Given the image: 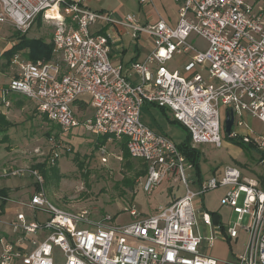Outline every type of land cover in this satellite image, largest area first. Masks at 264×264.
<instances>
[{
    "label": "built area",
    "instance_id": "1",
    "mask_svg": "<svg viewBox=\"0 0 264 264\" xmlns=\"http://www.w3.org/2000/svg\"><path fill=\"white\" fill-rule=\"evenodd\" d=\"M173 1L177 19L172 25L161 17L141 24L130 13L114 18L80 0H0V24L20 34L38 19L54 25L49 59L32 61L18 52L10 57L12 76L0 85V106L9 108L13 95L24 97L64 132L81 126L88 134L124 143L129 156L146 165L141 185L147 194L170 178L184 189L148 215L131 206L132 221L120 225L109 216L95 220L85 209L69 211L50 202L36 169L3 170V176L29 172L35 181L29 200L21 202L26 210H12L2 219L6 211L0 209V264H264L261 182L230 165L193 178L194 166L178 145L140 118L144 104L160 106L185 127L192 147H220L225 114L231 111L228 138L253 145L264 164V131H253L246 120L249 116L264 125L261 10L251 0ZM121 30L133 40L139 33L152 38L144 59L113 63L111 43L120 39ZM194 36L204 45L194 43ZM177 56L181 70L169 69L166 64ZM104 144L102 161L108 154ZM217 187L224 189L220 204L236 213L232 224L214 221L198 209L201 201L195 202ZM196 212L214 228V237L195 231ZM239 231L246 234L240 252H230L228 259L203 254L204 245L218 238L236 241Z\"/></svg>",
    "mask_w": 264,
    "mask_h": 264
},
{
    "label": "rangeland",
    "instance_id": "2",
    "mask_svg": "<svg viewBox=\"0 0 264 264\" xmlns=\"http://www.w3.org/2000/svg\"><path fill=\"white\" fill-rule=\"evenodd\" d=\"M251 1L261 10L264 20V0ZM86 3L91 9H102L114 18L133 14L141 24H153L161 17L173 25L177 19L176 3L173 0H151L144 5L138 0H86ZM53 31L54 25L42 20H36L24 34H19L9 25L0 24V85L12 76L10 64L2 52L16 44L22 35L27 39L38 38L50 42ZM139 34L138 46L149 47L150 36L146 33ZM123 40L125 43L128 38L124 37ZM192 41L199 46L204 45L203 40L196 36ZM130 51L132 50L129 49L126 57L130 55ZM25 52V48L18 51L22 56ZM166 65L169 69L181 70L182 57L177 56ZM80 98L88 103L87 95ZM11 103L7 123L0 125V189L6 190L4 208L7 212L26 210L21 202L29 200L35 179L29 172L17 176H3V170L10 172L15 169H36L43 177L44 194L50 202L69 211L85 209L95 220L107 219L109 216L112 222L120 225L132 221L128 210L131 206L139 214L148 215L158 205H164L174 196L183 194L182 185L171 178L163 179L151 193H145L141 185L145 174L136 176L132 190L126 189L122 180L133 177L139 163L137 159L129 157L133 170L124 166L121 143L106 140L104 145L108 154L105 155V161H102L100 144L97 147L100 137L86 133L81 126L64 132L55 123L40 115L30 99L11 97ZM223 109L224 107H221V110ZM84 111L89 112L87 108ZM78 114L81 113L78 111ZM140 116L154 131L165 134L177 145L187 136L185 127L174 121L172 114L160 106L144 104ZM248 121L253 131H264V125L257 119L251 118ZM196 149L202 155L201 176H209L216 168L218 173L225 165L235 166L240 169L242 175L259 180L261 188L264 189V164L260 162L261 154L258 150L242 149L225 134L222 135L220 147L204 144ZM53 154L57 156L51 163ZM191 174L193 178L196 177V170L192 169ZM223 194L224 189L217 187L206 191L196 198L195 202L201 201L202 205L198 207L200 210L209 214L216 212L217 221L232 224L236 213L232 212L230 207L220 204ZM196 217L195 231L204 238L214 237V228L204 225L197 212ZM245 240L246 234L239 231L238 240L227 242L218 238L211 246L204 245L202 252L211 257L228 259L230 252L238 253L242 250Z\"/></svg>",
    "mask_w": 264,
    "mask_h": 264
},
{
    "label": "trees",
    "instance_id": "3",
    "mask_svg": "<svg viewBox=\"0 0 264 264\" xmlns=\"http://www.w3.org/2000/svg\"><path fill=\"white\" fill-rule=\"evenodd\" d=\"M38 20H40V19H38ZM24 48L27 49V52L24 53V57L28 60L34 61L37 59H49L51 56V44H50V42H44L43 40L38 39V38L27 39V38H24L23 35L21 36V39L16 44H13L7 50H4L2 52V55H4L7 58V63L9 64L10 63V57L14 53H17L18 51H20L21 49H24ZM174 121H176V120H174ZM6 123L7 122H6L5 116L3 114H0V125H5ZM107 138H108V136H106V135L101 136L99 139V142L97 143V147L99 146V144H100V146L103 145L106 142ZM233 141L236 144H238L240 147H242V149L247 150V149L251 148V149L257 150L250 143H244L241 140H239L238 138L233 139ZM178 148L185 155L186 159L194 166V169L196 170L197 175L200 176V161L202 159V155L198 149H196L195 147H192L190 145V135L188 133H187L185 140L181 144L178 145ZM121 153H122V157L124 159V166L130 170H133L132 164L130 161L131 157L129 156V153L126 150L124 143H121ZM259 153L261 154V158H262L263 154L260 151H259ZM138 163H139V168L134 171L133 177L124 178L122 180V184L126 189L132 190L134 187V184H135L136 176L143 175L146 173L145 163L142 162L141 160H138ZM79 167H81V165ZM0 196L6 197V190L5 189H0ZM4 202H5V199H1V202H0L1 209L4 208V204H5ZM210 214H211L212 218L214 219V221H216V216H217L216 214L217 213L216 212H210Z\"/></svg>",
    "mask_w": 264,
    "mask_h": 264
},
{
    "label": "crops",
    "instance_id": "4",
    "mask_svg": "<svg viewBox=\"0 0 264 264\" xmlns=\"http://www.w3.org/2000/svg\"><path fill=\"white\" fill-rule=\"evenodd\" d=\"M80 1L83 5L90 8L89 5L86 3V0H80ZM92 10H94V9H92ZM99 10H102V9H99ZM121 31H122V34L120 36V39L114 43H111L110 57H111V60L113 61V63L122 64V65L126 66L130 62L144 59L146 54L152 49V38L150 37V46L149 47L141 48L138 46V39H139L140 34H138V37L135 40H133L131 38L130 33L127 30H121ZM124 37L128 38V41L125 43L123 40ZM129 49H131L132 51H130V55L127 56L128 57L127 58L126 55L129 53ZM12 97L22 98V97L17 96V95H13ZM11 105H12V103H11ZM9 108H5L3 106H0V114H3L6 119H8L7 117L9 116V112H10L8 110ZM140 114H141V111H140ZM140 118H141V116H140ZM249 119H251V118L248 116L246 118L248 123H249V121H248ZM178 196H174V197H178ZM5 211H6L5 212L6 214L3 215L2 218H6L10 214L9 212H7L8 210L5 209Z\"/></svg>",
    "mask_w": 264,
    "mask_h": 264
},
{
    "label": "water",
    "instance_id": "5",
    "mask_svg": "<svg viewBox=\"0 0 264 264\" xmlns=\"http://www.w3.org/2000/svg\"><path fill=\"white\" fill-rule=\"evenodd\" d=\"M226 117L224 120V126H223V131L226 136L230 134L231 126L233 123V117L231 111L226 112Z\"/></svg>",
    "mask_w": 264,
    "mask_h": 264
}]
</instances>
